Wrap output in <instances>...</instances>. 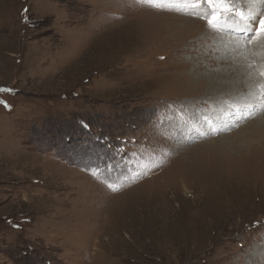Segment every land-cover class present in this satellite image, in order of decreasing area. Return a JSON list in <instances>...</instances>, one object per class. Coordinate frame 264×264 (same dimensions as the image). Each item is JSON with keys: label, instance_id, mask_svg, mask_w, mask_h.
<instances>
[{"label": "rangeland", "instance_id": "obj_1", "mask_svg": "<svg viewBox=\"0 0 264 264\" xmlns=\"http://www.w3.org/2000/svg\"><path fill=\"white\" fill-rule=\"evenodd\" d=\"M227 6L0 0V264H264V5Z\"/></svg>", "mask_w": 264, "mask_h": 264}, {"label": "snow or ice", "instance_id": "obj_2", "mask_svg": "<svg viewBox=\"0 0 264 264\" xmlns=\"http://www.w3.org/2000/svg\"><path fill=\"white\" fill-rule=\"evenodd\" d=\"M155 2V0H153ZM194 6H200L202 4H207L212 7L213 11L211 13V18L209 19V24L213 29L219 30L220 25L218 21L221 19V9L222 11H230L231 9L227 6L228 0H191ZM241 20H243L246 25H250L254 21H256L257 17L253 13H249L245 15L244 13H239ZM247 30L254 32L255 36H258L260 38H264V16H261L259 18V26L257 28L252 27H246ZM253 37H249V42H251ZM261 76H264V71L260 73ZM0 91H10L9 89H0ZM0 103H4L3 101H0ZM116 189L113 188V191Z\"/></svg>", "mask_w": 264, "mask_h": 264}, {"label": "bare ground", "instance_id": "obj_3", "mask_svg": "<svg viewBox=\"0 0 264 264\" xmlns=\"http://www.w3.org/2000/svg\"><path fill=\"white\" fill-rule=\"evenodd\" d=\"M245 5L247 6L248 9H250L252 6L256 5V7H261L263 8L264 5V0H245ZM241 68V67H240ZM235 71H229L227 73L226 76L221 77L218 79L217 83L218 86L215 87L217 89H220L217 91V97L223 96V93H227V92H234L233 90L237 89V87L242 88L243 86H248V84L250 83L247 79L246 74H243V77L240 79L238 77V79L236 78V74L234 73ZM199 82H201L203 85H207L205 83V79L204 78H199L198 79ZM242 81V82H241ZM241 82V83H240ZM229 85V86H228ZM240 85V86H239ZM209 86V85H208ZM207 86V87H208ZM199 87V86H198ZM261 89V88H260ZM255 91V90H254ZM220 92V93H218ZM261 92V91H260ZM216 93V92H215ZM214 95V94H212ZM231 95V94H230ZM229 97V96H228ZM219 99V98H218ZM222 100V98H221ZM263 108H264V101L262 103H260ZM262 106H258V108H262Z\"/></svg>", "mask_w": 264, "mask_h": 264}]
</instances>
